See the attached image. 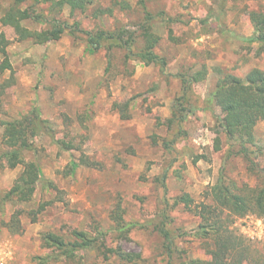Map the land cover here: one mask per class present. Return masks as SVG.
Wrapping results in <instances>:
<instances>
[{
    "label": "rangeland",
    "instance_id": "1",
    "mask_svg": "<svg viewBox=\"0 0 264 264\" xmlns=\"http://www.w3.org/2000/svg\"><path fill=\"white\" fill-rule=\"evenodd\" d=\"M126 1L135 10L116 7L114 16L99 19L91 11L75 18L69 8L60 15L46 11L49 18L79 20L90 30L128 24L135 32L142 10L136 8L137 0ZM111 2L104 0L105 6ZM147 2L154 15L164 11L175 20L170 26L161 21L154 26L162 39L157 53L168 60L165 73L156 65L126 61L119 49L111 53L110 64L105 49L89 54L84 41L69 32L59 40L38 44L20 40L12 27L0 23L12 65L0 71V205L24 170L8 168L1 160L8 151L2 124L38 107L56 133L55 139L37 137L34 149L25 155L27 161L38 163L45 183L31 201L13 200L0 207V264H44L42 258L48 254L53 257L45 264H66L64 256L58 259L44 246L43 237L54 233L70 241L74 231L86 232L96 242L81 264H122L115 255L105 260L97 249L99 242L140 254L138 263L129 264H167L164 238L157 231L164 218L174 240L171 264L207 261L209 250L194 236L200 218L194 208L176 204L177 199L188 194L195 205L210 202L206 192L217 184L221 172L238 188L258 185L256 169L240 156L226 157L223 135L222 150H215L219 109L206 110L204 101L222 77L220 70L240 77L254 68L264 70V55L256 56V47L242 39L254 33L248 12L264 7V0ZM0 4L9 6L8 1ZM205 19L207 24H201ZM23 24L33 31L44 28L32 21ZM169 28L174 30L173 38ZM203 68L208 70L206 80L196 84L190 95L198 108L179 129L170 123L182 93L179 74ZM255 136L264 150V120L256 126ZM56 140L66 146L62 149ZM72 161L79 163L74 174L69 170ZM258 164L264 165V156ZM117 211L125 221L145 227L133 229L128 237L119 235L114 223ZM231 218L232 227L250 240L252 256L258 259L264 252V219L253 214Z\"/></svg>",
    "mask_w": 264,
    "mask_h": 264
},
{
    "label": "trees",
    "instance_id": "2",
    "mask_svg": "<svg viewBox=\"0 0 264 264\" xmlns=\"http://www.w3.org/2000/svg\"><path fill=\"white\" fill-rule=\"evenodd\" d=\"M2 1H8L9 6L2 8L0 4V23L3 26L12 27L20 40L30 39L43 44L59 40L69 32L76 39L81 38L84 41L86 52L89 54H96L105 49L110 64L111 53L119 49L123 52L126 61L133 59L146 66L156 65L163 73L168 66L166 57L157 53L162 39L154 31V26L156 21L170 26L175 20L164 11L154 15L149 10L148 0H137L136 8L142 10V14L134 26L135 32L127 28L128 24L114 30L98 27L90 30L84 28L79 20L71 22L58 17L49 18L46 11L60 15L69 8L71 18H75L79 13L86 14L91 11L93 17L99 19L114 16L116 7H120L122 11L135 10L126 0H113L109 6H105L104 0H32L33 2L28 6L23 5L29 0ZM44 5H48V8ZM248 14L254 33L251 37L242 39L256 47L255 55L259 57L264 55V7L251 10ZM26 21L43 24L44 28L33 31L24 26L23 23ZM200 22L206 25L208 20ZM173 31L169 28L170 38L174 37ZM8 43L7 37L1 34V72L12 69L6 50ZM220 71L222 77L204 101L206 110L219 109V113L215 114L218 130H216L214 148L216 151L222 150L221 135H223L228 146L226 157H242L252 169L257 170L259 183L254 188L241 189L235 182H229L225 173L221 172L217 184L211 186L206 192V199L210 202L195 205L188 194L177 199L176 204L183 203L190 210L194 208V212L200 218V225L194 236L205 244L210 253V259L207 261L193 260L187 264H264V252L259 254L258 259L253 258L252 243L236 232L232 227L233 219L231 218L232 215L245 217L253 214L264 219V165L258 164V158L264 156V150L257 146L255 136L256 126L264 120V70L254 68L244 77ZM207 73V68H203L195 73L179 74L182 93L175 102L173 117L170 119L171 125L176 124L180 129L189 117V113L198 108V102L193 104L190 95L196 84L206 80ZM2 126L4 127L3 144L8 151L2 155L1 160L6 161L8 168L15 169L21 166L24 170L13 187L4 193L0 207L13 200L22 202L32 200L39 185L45 183V179L38 163L26 160V152L34 149V140L39 136L56 138L52 123L43 118L38 107L20 119L4 122ZM56 143L62 149L66 146L61 140H56ZM78 167L79 163L72 161L69 169L71 174H74ZM41 208L43 209L44 205ZM114 223L116 231L123 237H128L135 228L145 227L139 222L125 221L119 211L114 213ZM157 231L164 238L167 264H171L175 252L174 240L171 231L167 228L165 218L157 226ZM72 236L74 240L66 241L62 236L48 233L43 237L44 246L52 250V254L57 253L58 256L54 255L56 258L60 259V256H64L66 264L76 263L77 260L81 264L85 252L96 242L89 238L86 232L74 231ZM97 249L105 260H109L112 255H115L122 264L141 260L140 254L125 252L122 247L115 250L108 248L105 242H99ZM52 257L51 254L46 255L42 258V263H47Z\"/></svg>",
    "mask_w": 264,
    "mask_h": 264
}]
</instances>
